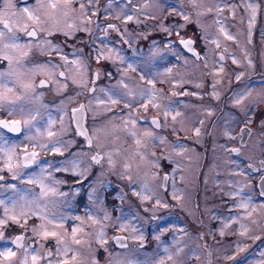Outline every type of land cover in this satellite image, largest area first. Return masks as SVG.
<instances>
[{
    "label": "rangeland",
    "instance_id": "374dc122",
    "mask_svg": "<svg viewBox=\"0 0 264 264\" xmlns=\"http://www.w3.org/2000/svg\"><path fill=\"white\" fill-rule=\"evenodd\" d=\"M5 17L12 34L2 27ZM30 26L37 40H24ZM0 33L1 53L15 63L1 72L6 92L0 105L27 121L19 139L0 133V148L36 144L45 150L59 142L66 149L75 140L68 105L81 99L68 84L88 88L98 68L102 78L97 91L87 92L86 108L94 141L113 172H95L91 198L79 212L77 190L61 191L51 158L27 170L18 162L26 145L15 147L10 165L0 151V170L6 166L11 173L0 183V252L14 253L0 256V264H206L202 226L220 256L215 264L237 249L238 264H259L253 249L264 236V200L254 195L246 163L264 156V0H0ZM185 36L198 38L199 59L181 49L178 38ZM107 60L112 75L103 69ZM58 67L66 71L62 81L55 78ZM11 71L14 81L7 80ZM25 76L29 84L49 78L52 86L35 82L21 89ZM119 100L128 104L120 113L113 109ZM148 103L160 111V129L136 120ZM244 119L253 134L235 154L231 145ZM87 160L78 147L60 168L89 173L95 167ZM162 172H169L165 190ZM29 176L40 182H23ZM112 176L122 188L108 203L104 189ZM169 209L184 210L194 231ZM111 226L127 233V249L110 250L104 242ZM18 232L35 245L13 247ZM100 247L109 252L102 260Z\"/></svg>",
    "mask_w": 264,
    "mask_h": 264
},
{
    "label": "flooded vegetation",
    "instance_id": "af4514ba",
    "mask_svg": "<svg viewBox=\"0 0 264 264\" xmlns=\"http://www.w3.org/2000/svg\"><path fill=\"white\" fill-rule=\"evenodd\" d=\"M22 2H26L28 0H21ZM125 1V0H123ZM97 17H95L96 19ZM7 22L10 25V28H6L4 26V23ZM2 27L5 29V31H7L8 33L12 34L14 32V30H12V26L9 20L6 19V17L3 19L2 21ZM30 28H33V26H30ZM29 29L27 30V32H29ZM27 32L25 33V35L27 34ZM35 32V36H31L32 39L37 40L38 39V35L34 29ZM45 34V33H44ZM28 35H26L27 39L25 38L24 40H29L31 38ZM184 38H190L193 40V53L190 52L189 50H187L181 43V41ZM178 44L180 45L181 49L184 50L188 55L194 57V59H199L201 57V53L203 52V50L201 49V45L200 42L198 40V38H192L191 36H185L183 38H178ZM21 40V41H24ZM177 45V42H175V46ZM177 45V46H179ZM197 50L198 55L195 53V50ZM32 57V55L30 54V56H26V60L25 63L28 62L30 60V58ZM175 58L178 57V55H174ZM220 57L221 59L224 58V55H222V53H220ZM65 61H67V57H64ZM53 60V62H58L59 59L57 58H52L51 61ZM23 62V61H22ZM103 64L106 65V67H104V70H109L110 75L113 74V68L110 67V61L107 60L106 62H104ZM10 65V66H9ZM12 65H15V63L11 62L9 60L8 57L3 56V54L1 53V43H0V79H1V72L4 71V69H6V71H8L9 69L12 68ZM99 65V63H98ZM101 66V65H100ZM16 69V68H14ZM13 69V70H14ZM132 74L136 71H131ZM15 72L11 71V74H8L7 76V80H15V76L16 74H14ZM66 71H64V69L58 67L57 71L55 72V75L59 81L64 78ZM26 74V73H25ZM92 79L90 84L87 87L81 86L80 84H77V82L75 83H69L68 85L71 86L72 88H78L79 89V98H81L80 100H78V103L76 105H68V110H69V115H68V119L70 121V129L72 131V133L70 134L71 137H75V140L73 142H71V144L69 146H67L66 149L60 150L59 152L57 151H53L51 149H40L36 144H18V146L16 147L17 149L22 148V146H25L22 150V152L20 154H18V162L20 163V166L22 168L25 169H29L31 167H33L34 164H31L28 167H24L23 166V160L24 157L26 155V153H31V152H36L37 153V161H46V159L51 158V160H53L55 162L56 165H58L57 169L53 171L54 176L58 179V183H59V187L61 188V191H69V190H77L75 197V208L81 212L84 209V206L87 205L88 200L91 198V196H89V193L91 191L92 188V178L93 175L95 174V172L98 171H105L106 173H108L110 175V173L112 174L113 172H111V170L109 169L110 166L108 167L107 164L105 163V159H106V152H104L103 149H101L96 141H94V135L92 134L93 131H91L90 126H89V120H88V109L86 108V95L87 92L88 93H94L95 91H97V86L99 81L101 80L102 76H100V70L98 68L93 69L92 71ZM136 78L139 80L140 82H142L143 78L136 76ZM24 79H25V83H24ZM23 79V85L21 86V89H25V88H29L32 86V84L34 85V83L36 82L37 87H47L50 88L52 86V82L49 78H45V77H39V79H34L31 81V85L29 84V79L27 78V76H25ZM37 80V81H36ZM162 86H165V84H163ZM5 88L2 86V81H0V96H2L5 93ZM2 94V95H1ZM78 97V96H77ZM16 101H19V99H15ZM126 105H128L125 101L119 100L116 101V104L114 103L113 109H115L114 107L116 106V111L114 112H122L124 109H127ZM79 110V111H78ZM160 111L156 110L153 108V106L148 103L147 107L143 109L142 114L139 115L138 117H136V120L140 122V124H148L150 127L154 128H158L160 129L161 124L163 123V119L162 117H160ZM0 121H5L7 123H9L10 125L13 122H17L19 124H21V130L19 132H9L8 129L6 128H0V133H2L5 138H7V140L9 138H13V139H19L22 137L23 133L25 132V119L22 118V116H19V112H15L13 114L8 113V110L6 108H4L3 106L0 105ZM105 121V120H104ZM103 121V122H104ZM153 121H155V123H153ZM247 120H243L241 125L238 127L237 129V133L238 136L236 138V143H234L231 148V151L233 153H237L240 154L243 149L245 147H247L248 145V141L251 138L252 134H253V130L254 128L251 126L250 123L246 122ZM105 123V122H104ZM103 123V124H104ZM102 124V125H103ZM106 125V124H105ZM127 137V136H125ZM126 143H129V139H126ZM149 143H154V148L156 147V143L154 141H150ZM98 146V147H97ZM78 147H82L84 148V150H86L88 152V164L92 166H94L95 168H91L89 173H76L71 171L69 168L67 169H63L60 168V163L62 161L65 160V158L68 157V155H70L71 151L78 148ZM100 149V150H99ZM93 157H96L97 159H93ZM98 161V162H97ZM3 165H5V163H2ZM247 166L250 168L249 174L251 176V178H253V189H254V195L260 197L261 199L264 200V190L260 189V181L262 180V177H264V156L261 155V157L258 158V160L255 162L252 161H247ZM93 169V170H92ZM103 169V170H102ZM0 177H3V179H0V183L2 182H7L10 181L11 178V173L8 169L5 168L0 170ZM109 179V178H108ZM165 179V181H164ZM113 176L112 179L109 181H113ZM168 180H169V172H162L161 175V187L165 190L168 188ZM120 181V180H118ZM113 185V187H112ZM112 185L109 187H106L104 189V194L105 196H107L106 201L108 203H112L114 200V193L115 191L119 190L120 188H122L121 186H119L118 184H116L114 181L112 182ZM263 192V193H262ZM168 213H171L170 215L174 216L179 220V221H183L186 222V224H188L190 228V230L194 231V225L192 224V222H190L187 214L184 212V210H176V209H169ZM158 216V215H156ZM155 216V217H156ZM66 222V221H65ZM196 227V226H195ZM108 231H109V235L106 236V240L104 241L106 242V244L108 246H110V250H116V249H127L128 246L131 243V239H128L127 233L125 234L124 232H116L119 229H115L113 226L108 227ZM18 231V230H16ZM199 235H200V240L202 241V246H203V250L205 251L206 255H207V262L206 264H215V256H218L220 258V256L218 254H216L215 252H213V249L211 247V237L207 235V233H205V230L202 229L198 231ZM264 234V233H263ZM17 237H21L22 239L19 242V245H17L14 241ZM26 241V242H25ZM29 244L30 246L35 245L34 240H26V234L24 232H18L15 233L14 237L12 238V246L15 248H22L24 245ZM138 243V242H137ZM147 243V241H146ZM144 242V244H146ZM264 236L262 238V236H259L257 238V241L254 243V255L255 257L259 259V257H261L259 264H264V257L262 256V252H264ZM98 258H100L101 260L104 259L105 254H109L108 250L102 251V248H98ZM242 258V255H240L239 250L237 249L236 252L230 254V255H226L224 256L222 259L226 260L227 262H220L218 264H230L231 262H236L235 264L240 263ZM246 259V257H244V260Z\"/></svg>",
    "mask_w": 264,
    "mask_h": 264
},
{
    "label": "snow or ice",
    "instance_id": "6c2138e0",
    "mask_svg": "<svg viewBox=\"0 0 264 264\" xmlns=\"http://www.w3.org/2000/svg\"><path fill=\"white\" fill-rule=\"evenodd\" d=\"M24 11L25 12H28L29 11V9H27V8H25L24 9ZM253 11H255V9H253ZM4 26L6 27V28H10V25L7 23V22H5L4 23ZM3 34L2 33H0V36H2ZM30 35H35V32H33V33H30ZM189 44H190V42H189ZM116 101H113V103H115ZM79 111V110H78ZM25 123H27V121L25 122ZM153 123H155V121H153ZM21 124H19V123H17V122H13L11 125L9 124V123H7V122H5V121H0V128H6V129H8V131L9 132H19L20 130H21ZM49 135H52V133L49 131V133H48ZM3 136L2 135H0V141H3ZM27 139H31V137H27ZM18 145H13L11 148H9V149H7V150H5V149H3V148H0V151H4V154H5V156H7L8 157V163H9V165H10V162H11V157H12V155L15 153V147H17ZM40 147H46V145H40ZM51 150H53V151H57V152H59L60 151V147H59V142H57V144H54L53 145V148L51 149ZM93 159L95 160V159H97L96 157H93ZM37 162V153L36 152H31V153H26V155H25V157H24V160H23V166L24 167H28V166H30L31 164H34V163H36ZM98 162V161H97ZM48 166H51V165H48ZM44 167H45V165H40V168H41V172H43V169H44ZM17 173H13V179H16L17 178ZM20 175H22V173L20 174ZM0 179H3V177H0ZM23 182H26V183H34V182H40L39 181V178H37V177H33V176H29L28 178H27V180H25V181H23ZM11 187H13L14 188V186H11ZM45 186L43 185V183H41V188H44ZM42 195L43 194H45V193H41ZM27 197H28V194L27 193H21L20 194V198L22 199V200H25V201H27ZM13 219H15V217H13ZM0 223H3V221H0ZM243 227V226H242ZM48 233L46 232L45 233V235H47ZM53 235H55L54 233H53ZM22 238L21 237H17L16 239H15V243L17 244V245H19V242H20V240H21ZM14 253H12L11 252V250H8V249H6L5 251H3V252H0V256H11V255H13ZM36 259V257L35 256H33V260H35ZM25 264H26V262H25Z\"/></svg>",
    "mask_w": 264,
    "mask_h": 264
},
{
    "label": "water",
    "instance_id": "95a60500",
    "mask_svg": "<svg viewBox=\"0 0 264 264\" xmlns=\"http://www.w3.org/2000/svg\"><path fill=\"white\" fill-rule=\"evenodd\" d=\"M34 32V29L33 28H30L29 29V32H27V34L26 35H30V33H33ZM31 36H35V35H31ZM189 42H190V44H189ZM181 43H182V45L187 49V50H189L190 52H194L193 51V49H192V46H193V40L192 39H190V38H184L182 41H181ZM195 50V53L198 55V52H197V50L196 49H194ZM164 181H165V179H164ZM260 189H263L264 190V177H262V180L260 181ZM263 193V192H262Z\"/></svg>",
    "mask_w": 264,
    "mask_h": 264
}]
</instances>
